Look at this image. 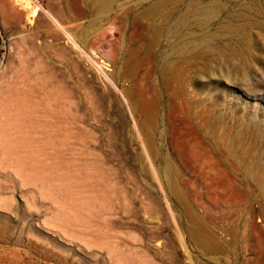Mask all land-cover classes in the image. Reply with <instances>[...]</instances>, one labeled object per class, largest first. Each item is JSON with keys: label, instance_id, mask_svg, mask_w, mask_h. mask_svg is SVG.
<instances>
[{"label": "rangeland", "instance_id": "rangeland-1", "mask_svg": "<svg viewBox=\"0 0 264 264\" xmlns=\"http://www.w3.org/2000/svg\"><path fill=\"white\" fill-rule=\"evenodd\" d=\"M0 264H264V0H0Z\"/></svg>", "mask_w": 264, "mask_h": 264}, {"label": "bare ground", "instance_id": "bare-ground-1", "mask_svg": "<svg viewBox=\"0 0 264 264\" xmlns=\"http://www.w3.org/2000/svg\"><path fill=\"white\" fill-rule=\"evenodd\" d=\"M22 0H17V2L19 3V2H21ZM33 2V1H32ZM33 7V6H32ZM38 8V7H37ZM29 10V9H28ZM35 10V9H34ZM38 10V9H37ZM39 11H40V9H39ZM38 12V11H37ZM242 30H244V29H239V30H237V34L239 33V32H241ZM245 36V35H244ZM237 43H238V45L240 46V47H244V48H246V49H248V48H250V47H254V46H256V45H258V43L255 41H246L245 39H242V40H238L237 41ZM261 151V150H260Z\"/></svg>", "mask_w": 264, "mask_h": 264}]
</instances>
